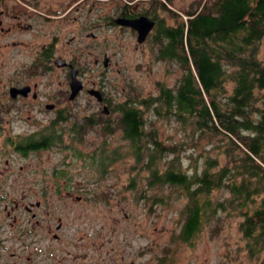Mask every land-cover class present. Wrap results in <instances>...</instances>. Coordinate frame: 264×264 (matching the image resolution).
<instances>
[{"label":"rangeland","instance_id":"374dc122","mask_svg":"<svg viewBox=\"0 0 264 264\" xmlns=\"http://www.w3.org/2000/svg\"><path fill=\"white\" fill-rule=\"evenodd\" d=\"M204 1L189 0L190 11ZM187 14L182 18L186 19ZM168 22L174 25L170 17ZM89 32L80 38H86ZM92 32L94 37L87 47L92 53L91 65L77 66L82 70L80 77L85 88L75 99H69L65 69L51 66L33 74L29 71L30 82L36 81L44 93L42 100L57 102L62 109L60 114L40 109L29 101L15 104L18 113L14 110L10 115H0V264H258L248 255L237 212L219 211L193 241H183L180 232L187 203L185 192L152 182L151 171L144 162L136 161L130 142L114 125L119 113L117 104L157 95L159 83L175 86L182 74L178 63L158 59L159 45L153 37L138 46L136 38L126 30L105 28ZM76 46L85 47V43ZM72 53L63 50L62 56L70 57ZM105 53L111 58L108 67L103 65ZM97 58L99 64L93 61ZM81 62L79 59L77 65ZM92 88L102 91L113 111L110 115H105L103 103L89 94L88 89ZM90 117L95 123H90ZM154 120L164 142L189 141L188 130L184 132L176 122L159 117ZM108 124L115 129L112 133L103 131ZM52 129L61 135V141L47 149L22 155L10 144L13 135L38 139ZM218 139L220 136L214 142L218 143ZM210 146L202 139L194 153ZM76 150L82 156L76 155ZM103 150L106 156L112 154L114 160L104 168L96 162ZM192 152L187 146L179 154L182 168L189 173L203 166L202 158H191ZM51 171L65 172L61 180L71 182L76 191L73 198L62 195L56 201L54 211L46 215L43 223L44 240L33 241L24 234L22 209H12L11 199L20 197L24 177ZM79 195L83 197L81 202L76 200ZM227 195L214 194L216 198ZM59 224L62 228L58 232ZM49 227L52 232H48ZM54 232L60 235L58 240L53 238Z\"/></svg>","mask_w":264,"mask_h":264},{"label":"trees","instance_id":"16d2710c","mask_svg":"<svg viewBox=\"0 0 264 264\" xmlns=\"http://www.w3.org/2000/svg\"><path fill=\"white\" fill-rule=\"evenodd\" d=\"M164 27L158 30L157 57L178 63V82L159 83L157 95L117 104L114 125L136 161L151 171L152 182L185 192L183 241H193L219 211L237 212L248 255L264 264V0H206L178 25ZM154 117L188 130L189 141L164 142ZM88 120L95 123L94 117ZM114 130L112 124L103 128ZM49 134L42 144L30 139L29 149L61 141L53 129ZM202 139L210 148L194 153ZM185 144L192 159H203L194 173L179 161ZM76 155L82 156L77 150ZM112 156L103 150L95 160L104 168ZM215 192L228 195L216 198Z\"/></svg>","mask_w":264,"mask_h":264},{"label":"flooded vegetation","instance_id":"af4514ba","mask_svg":"<svg viewBox=\"0 0 264 264\" xmlns=\"http://www.w3.org/2000/svg\"><path fill=\"white\" fill-rule=\"evenodd\" d=\"M189 11V0H0V115L1 113L10 115L17 110L15 108L17 102L29 101H32L31 103L36 107L38 105L40 109L45 108L47 111L60 114L62 109L57 102L42 100L44 93L40 91L36 81L30 82L29 71L33 74L37 70L51 66L65 69L69 76L66 90L69 91L70 99L73 68L78 70L77 77L82 81L83 89L85 88L84 81L80 77L82 70L77 66L91 65L92 53L87 47L92 41L91 37H94L92 30L112 28L129 31L136 38L138 46L145 45L152 40V37L157 43L158 30L164 26L178 25L183 14ZM169 17L174 19V25L169 24ZM140 18H147L153 23L143 42H139L138 29L128 25L129 21ZM87 31H90L89 34L87 33L90 39L87 36L80 38V35ZM79 42H84L85 47L74 48ZM63 50L69 53L73 51L72 56H62ZM77 50H80V53H77ZM61 59L65 61L62 66L59 65ZM79 59L83 62L77 65ZM93 61L96 64L100 63L98 58ZM110 62V56L105 53L103 65L108 67ZM100 103H103V108L107 105L104 95ZM29 104L25 107L26 113H29L27 108ZM47 105H53V108H47ZM108 108L109 113L103 112L105 115H110L112 112L109 106ZM18 111L19 109L16 112ZM46 135L50 136L46 132L37 141L44 143ZM30 139L37 138L17 134L13 135L10 144L12 143L15 150L22 155L47 149L44 147L30 150L28 147ZM8 162L6 160V163ZM45 173L47 172H34L33 176L24 177L20 197L11 199L12 209H22L24 234L33 241L44 240L43 223L46 215L50 216V211H54L56 201H59L62 195L73 198L76 191V188L71 186V182L61 180L65 172ZM76 200L81 202L83 197L76 196ZM61 228L59 224L56 229L59 232ZM48 232H52L50 227ZM52 236L57 240L60 238L57 232ZM29 261L30 257L26 259L27 263ZM35 264L58 263L43 261Z\"/></svg>","mask_w":264,"mask_h":264},{"label":"water","instance_id":"95a60500","mask_svg":"<svg viewBox=\"0 0 264 264\" xmlns=\"http://www.w3.org/2000/svg\"><path fill=\"white\" fill-rule=\"evenodd\" d=\"M149 21V23H148ZM128 25L133 26L134 28L138 29L139 32V42H143L144 39L146 38L147 34L149 33L150 29L153 26V23L147 18H140L137 20L129 21ZM65 63L63 59L59 60V65L62 66ZM107 60H105V66H107ZM78 70L73 68L72 70V80H71V94H70V99L73 100L76 98L78 93L83 89V83L79 78L77 77ZM90 94L95 96L98 101H103V95L100 90L97 89H90L89 90ZM47 108H53V105H47ZM104 113H109V108L107 105L104 106L103 108ZM130 264H135L134 262Z\"/></svg>","mask_w":264,"mask_h":264}]
</instances>
